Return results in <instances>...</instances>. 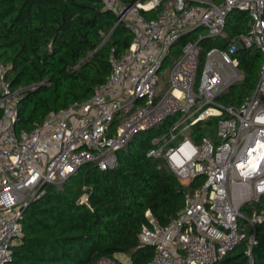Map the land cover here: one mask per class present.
Here are the masks:
<instances>
[{
	"label": "built area",
	"instance_id": "2783aa9c",
	"mask_svg": "<svg viewBox=\"0 0 264 264\" xmlns=\"http://www.w3.org/2000/svg\"><path fill=\"white\" fill-rule=\"evenodd\" d=\"M103 2L116 13V24L130 29V46L121 55L112 50V69L90 98L50 112L32 130L15 127L21 89L12 88L0 57V264H15L12 247L23 237V213L47 184L62 185L86 163L114 168L119 150L146 131L155 132L147 156L159 160L158 168L186 186L198 181L167 224L146 210L139 247H154L148 264H217L251 228L250 249L264 221V214L243 212L264 195V0ZM233 10L249 14L247 32L203 51L200 41L222 36ZM203 27L209 34L182 44L168 87L158 92L173 46ZM251 47L263 54L252 93L240 105L218 104L245 80L239 53ZM210 118H216L215 136L196 139L194 128ZM94 264L124 263L103 256ZM126 264H133L129 256Z\"/></svg>",
	"mask_w": 264,
	"mask_h": 264
},
{
	"label": "trees",
	"instance_id": "16d2710c",
	"mask_svg": "<svg viewBox=\"0 0 264 264\" xmlns=\"http://www.w3.org/2000/svg\"><path fill=\"white\" fill-rule=\"evenodd\" d=\"M116 21V13L103 0H0V57L9 65L12 88L21 89L18 131L32 130L50 112L92 96L112 69V50L123 54L133 38L130 29ZM249 22L246 11H231L222 36L200 41L203 51L226 46L247 32ZM239 59L245 80L227 104L240 105L252 93L263 54L251 47L241 50ZM215 132L214 125L201 122L193 135L198 139ZM145 133L119 150L114 168L101 170L86 163L62 185L47 184L45 193L23 213V237L12 247L14 263L94 264L103 256L125 254L133 264H148L154 247H139L146 210L167 224L198 181L186 186L166 167L158 168L159 160L147 156L152 136L143 139ZM244 209L264 214V195ZM251 234L250 228L247 238L217 264H249V252L254 264H264V221L256 225L249 249Z\"/></svg>",
	"mask_w": 264,
	"mask_h": 264
},
{
	"label": "rangeland",
	"instance_id": "374dc122",
	"mask_svg": "<svg viewBox=\"0 0 264 264\" xmlns=\"http://www.w3.org/2000/svg\"><path fill=\"white\" fill-rule=\"evenodd\" d=\"M208 34H209V29L207 27H203V28H200L198 31H196V32H194V33H192V34H190L188 36H191L190 38H195V37L196 38H201V37L207 36ZM183 42H180V43L178 42L177 44H175L173 46V48L171 49L169 57L167 58L166 62L164 63L163 69L159 72L160 84H159V87H158V92H160V93L165 92V90L168 87L170 68L172 66L173 61L179 58V55H180L179 51L181 50V46H182ZM242 83L243 82L234 85L227 93H225L223 96L218 98L216 100V102L218 104L226 105L228 103L229 97L232 95V93H234L235 90H238L242 86ZM215 119L216 118H210L209 119L212 124H208L209 120L206 121V122H207V125H209V126H213L214 125L215 131H216ZM154 133L155 132H152V131H146V133L142 136V138L143 139H147V138H149V136L154 135ZM204 179H205V177L203 176L200 179V181H203ZM243 212L248 214V212L245 209H243ZM117 258L121 262H123L124 264L127 263V256L125 254H117Z\"/></svg>",
	"mask_w": 264,
	"mask_h": 264
},
{
	"label": "water",
	"instance_id": "95a60500",
	"mask_svg": "<svg viewBox=\"0 0 264 264\" xmlns=\"http://www.w3.org/2000/svg\"><path fill=\"white\" fill-rule=\"evenodd\" d=\"M108 37V36H107Z\"/></svg>",
	"mask_w": 264,
	"mask_h": 264
}]
</instances>
